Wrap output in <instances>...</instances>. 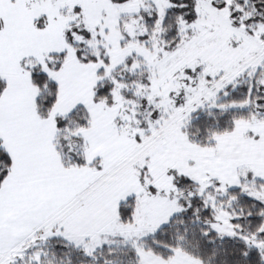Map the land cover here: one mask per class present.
I'll return each instance as SVG.
<instances>
[{
  "label": "snow or ice",
  "instance_id": "1",
  "mask_svg": "<svg viewBox=\"0 0 264 264\" xmlns=\"http://www.w3.org/2000/svg\"><path fill=\"white\" fill-rule=\"evenodd\" d=\"M0 264H264V0H0Z\"/></svg>",
  "mask_w": 264,
  "mask_h": 264
}]
</instances>
